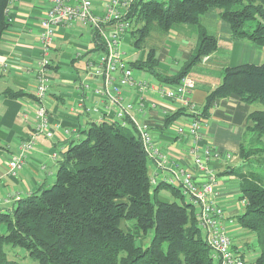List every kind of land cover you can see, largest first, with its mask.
<instances>
[{
	"label": "trees",
	"instance_id": "obj_1",
	"mask_svg": "<svg viewBox=\"0 0 264 264\" xmlns=\"http://www.w3.org/2000/svg\"><path fill=\"white\" fill-rule=\"evenodd\" d=\"M9 5L10 0H0V40L10 25ZM211 8L228 23L233 38L264 47V0H134L127 12L131 20L127 33L132 46L145 54L129 60L130 67L177 83L217 48L216 37L201 24ZM173 23L195 24L199 42L177 73L164 75L158 70V48L148 39L152 33L162 39ZM91 29L94 50L103 51L98 30ZM220 74V82L197 105L202 117L208 118L217 99L232 94L242 103L262 105L247 115L238 150L242 163L231 171L239 178L242 207L231 218L253 234L251 247L258 251L252 260L241 255L244 263L264 264V62L226 65ZM23 94L8 92L13 97ZM183 115L191 113L177 108L165 116V123ZM80 133L59 152L51 184L39 185L12 208H0V264H21L7 257L6 246L23 248L38 264H217L193 203L184 199L182 189L166 180L151 184L156 177L148 165L152 159L133 126L104 119L89 122ZM159 168L166 178L168 171ZM191 170L202 179L197 166ZM160 189H170L180 202L159 196ZM224 218L232 221L225 211Z\"/></svg>",
	"mask_w": 264,
	"mask_h": 264
},
{
	"label": "crops",
	"instance_id": "obj_2",
	"mask_svg": "<svg viewBox=\"0 0 264 264\" xmlns=\"http://www.w3.org/2000/svg\"><path fill=\"white\" fill-rule=\"evenodd\" d=\"M94 3V11L100 12L102 0H94ZM47 8L48 3L43 0L11 2L7 13L10 25L0 40V208L2 209L12 208L17 199L32 193L39 185L51 184L57 170L56 151L59 153L66 149L72 139L76 140L81 136L80 130L91 122L89 116L75 115L72 107L81 98L80 83L85 74V62L99 52L94 50V31L86 23L80 21L59 25L55 28L53 48L50 54V88L47 97L50 122L54 126L58 124L54 127L55 135L51 139L40 137L35 148L27 153L16 175L6 174L7 161L11 155L18 153L20 141L28 135L32 127L31 115L36 104L33 93L35 72L40 56L39 23ZM206 16L210 19L215 18L213 21L218 23L220 28L224 27L218 11L214 8L206 11L201 17L204 29L216 37L217 48L210 54L202 56L198 61L204 66L199 71L201 77L192 76L190 69L186 73L196 80V87L191 96L198 106L202 105L206 92L220 82L221 68L226 66L221 64L224 62L215 61L217 49L220 48L218 43L220 39L217 37L219 34L209 32L204 26L202 20ZM226 24L228 33L230 28L228 23ZM106 29L108 30L109 27ZM162 39V44L156 52L158 70L164 75H172L177 73L191 57L192 53L189 54L191 49H195L199 42L198 28L191 23H173L168 34ZM226 40H228L231 53L227 65L244 63L240 62L243 60H240L241 57L237 55L239 52L234 54V51L236 46L239 51V45L246 43L241 41L242 39L227 38ZM189 47L190 51L187 49ZM144 54L145 50L142 49L135 59L144 57ZM182 54L184 56L189 54V56L177 70H169V66L162 62V60H176L177 56ZM244 58L247 59V55H244ZM212 59L219 68V75L211 77L208 82L209 86L203 88L205 83L203 77L210 78L211 76V68L205 65L212 62ZM140 73L144 72L140 71ZM11 90H21L24 94L13 97L8 95ZM124 95L127 100L132 101L137 96L133 89L124 90ZM149 97L155 99L156 108L146 111L141 118L150 123L153 140L168 156V167L172 168L175 164H179L193 169L194 165L183 148V144H187L188 141L184 140L183 143L178 140L174 125H172L173 121L165 123V116L174 112L175 106L171 101L157 98L151 93ZM250 110V106L242 103L234 94L217 99L210 108L207 125L203 132L205 138L220 152H229L234 155L232 160L228 161L224 157L213 158L210 163V169L218 177L216 200L230 218L242 211L238 202L239 178L231 171L242 163L238 157V150ZM63 127H71V133L65 134ZM151 165V176L155 174L157 183L163 181L164 170L160 169L153 160H151ZM6 196H8L7 199H5ZM231 219L228 229L233 241V249L244 258L245 253L241 250L242 246L239 243L241 242L245 249L250 248L249 240L252 239L253 234L239 226L233 218Z\"/></svg>",
	"mask_w": 264,
	"mask_h": 264
},
{
	"label": "built area",
	"instance_id": "obj_3",
	"mask_svg": "<svg viewBox=\"0 0 264 264\" xmlns=\"http://www.w3.org/2000/svg\"><path fill=\"white\" fill-rule=\"evenodd\" d=\"M16 0H10L14 2ZM48 8L40 20L38 67L35 72L32 127L28 135L19 143V151L7 161L6 174L15 176L22 166L27 153L35 148L40 137L51 139L55 135V126L51 124L47 97L50 88V54L53 48L55 28L59 25L77 21L86 23L98 30L104 43V50L89 57L85 62V74L81 81V98L72 107L77 116H89L91 121L116 120L122 127L133 126L138 133L143 147L158 167L167 172L164 180L179 186L184 195L193 203L199 226L205 232L212 255L217 264H245L233 249L229 235L228 222L224 211L215 200L218 192V177L212 172L209 162L215 158L232 160L234 155L220 152L205 138L204 129L207 119L199 114L192 92L196 80L184 75L177 83L166 81L151 82L144 73H136L130 67L121 41L131 28L127 12L134 0H102L100 12L93 9L94 0H43ZM9 6L6 8V13ZM106 27H109L107 30ZM135 90L136 99L127 100L124 90ZM157 98L171 101L175 108L183 107L191 113L173 121L177 138L184 143L183 148L193 164L198 167L202 179L194 176L190 168L175 164L172 168L166 164L167 155L160 145L153 140L151 125L141 117L146 111L156 108ZM71 127H63L65 134H70ZM55 156L59 153L56 151ZM156 184V177L151 178ZM6 196L5 199H7ZM1 200V199H0ZM231 222V220L229 221Z\"/></svg>",
	"mask_w": 264,
	"mask_h": 264
},
{
	"label": "rangeland",
	"instance_id": "obj_4",
	"mask_svg": "<svg viewBox=\"0 0 264 264\" xmlns=\"http://www.w3.org/2000/svg\"><path fill=\"white\" fill-rule=\"evenodd\" d=\"M209 19V21H208ZM215 18L210 19L208 18V16H206L205 19L202 20L204 26L206 27V29L209 30V32L211 33H215V34H219L217 37L218 39H220L218 41L220 48H218L217 52H216V56L214 57L217 63L219 62H224L221 64H225L227 65L228 63V58L230 57L231 53H230V47H229V43L228 40H226L227 38L229 39H235L231 36V33L226 31L227 29V22L224 21L222 19V23L224 24V27L219 26L218 23H216ZM238 39V38H237ZM163 39H160V37L157 36L156 33H152V37L151 39H148V43H151L152 45H154L156 48H160L161 44H162ZM241 41H244L246 44H241L239 45V51H238V46H236L234 54H236L237 52H239V57H241L240 62H249V63H261L264 62V47H258L256 46L254 43L246 40V39H242ZM193 42H195V39H193ZM242 43V42H240ZM121 49L122 51L125 53V57L126 59L132 60L135 59L138 54L142 51L140 49H135L131 42H130V35L127 33L125 35V40L121 41ZM190 51V47L187 48ZM194 52V49H191V53ZM133 53H135L133 55ZM144 53V52H143ZM189 54H187L186 56H184V54L182 55H178L177 59H170L169 61H163V63H166L169 66V70H177L179 67H181L182 63L188 58ZM244 55H247V59L244 58ZM224 60V61H223ZM212 59V62H208L205 66H207L208 68H211V76L209 77H203L204 80V87L203 88H207V86H209V79H211V77H216L217 75H219V68L216 66V62ZM204 67L202 64H200L199 62L194 63L191 67H190V74L194 77L200 76V69ZM136 73H140V70H135ZM143 72V71H142ZM148 76V78L150 79L151 82L156 83L157 82V78L152 75V74H148V73H144ZM250 106V108L253 109H258V108H262V105L259 103H253V104H247ZM247 136V134H246ZM148 165L149 168L152 167L151 162L148 160ZM159 196L161 197H165L170 199V200H176L178 202H180V198L176 197L174 194L171 193L170 189H160L159 191ZM188 196L185 194L184 195V199L187 200ZM125 223L124 221L122 222V226L124 227ZM3 230V229H2ZM253 237L252 239L249 240L250 243V248H246L244 247V245L240 242L239 244H241V250H244L245 253V257L244 259L246 260H252L258 253L257 249H253L251 247V244L253 243ZM6 253H7V257L9 259L12 260H17L18 262H20L21 264H38V262L34 259H32L28 253L20 247H15L12 248L10 246H6Z\"/></svg>",
	"mask_w": 264,
	"mask_h": 264
}]
</instances>
